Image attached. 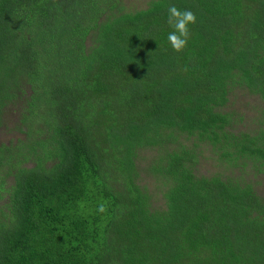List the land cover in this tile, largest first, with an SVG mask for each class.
<instances>
[{
    "label": "trees",
    "instance_id": "trees-1",
    "mask_svg": "<svg viewBox=\"0 0 264 264\" xmlns=\"http://www.w3.org/2000/svg\"><path fill=\"white\" fill-rule=\"evenodd\" d=\"M172 5L197 18L181 53ZM236 89L263 102L255 131L226 111ZM10 112L0 264H264V197L198 172L208 145L264 177V0H0V127Z\"/></svg>",
    "mask_w": 264,
    "mask_h": 264
},
{
    "label": "rangeland",
    "instance_id": "rangeland-1",
    "mask_svg": "<svg viewBox=\"0 0 264 264\" xmlns=\"http://www.w3.org/2000/svg\"><path fill=\"white\" fill-rule=\"evenodd\" d=\"M125 12H132L145 9L150 0H120ZM263 102L256 96L248 94L241 89L233 90L230 95V102L226 111L234 114L236 121L235 128L242 131H255L262 127L261 109ZM18 117L14 113H9L4 117V126L0 127V144L16 142L18 139H23L24 135L13 128V124ZM187 143V141H186ZM156 155L153 149L139 150L136 157V162L141 175L140 185L148 183V190L153 196L154 204L162 202L161 190L162 186L159 180L148 177L146 168L152 162V158ZM28 167L31 165H27ZM198 172L201 175H215L219 174L223 177L232 176L241 178L245 182L250 183L254 190L262 197H264V177L260 174H255L254 170L246 167L245 169H234L222 164L217 160L212 148L208 145H202L198 153Z\"/></svg>",
    "mask_w": 264,
    "mask_h": 264
},
{
    "label": "clouds",
    "instance_id": "clouds-1",
    "mask_svg": "<svg viewBox=\"0 0 264 264\" xmlns=\"http://www.w3.org/2000/svg\"><path fill=\"white\" fill-rule=\"evenodd\" d=\"M167 24L172 29L167 35V41L173 51L181 53L188 46L191 35L190 26L197 22L196 15L189 9L181 10L176 6H169ZM100 211H104L101 206Z\"/></svg>",
    "mask_w": 264,
    "mask_h": 264
}]
</instances>
